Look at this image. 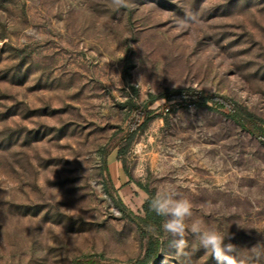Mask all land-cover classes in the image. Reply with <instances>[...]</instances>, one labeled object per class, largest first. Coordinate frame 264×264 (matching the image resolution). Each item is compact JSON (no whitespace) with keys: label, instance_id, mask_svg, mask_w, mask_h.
<instances>
[{"label":"rangeland","instance_id":"1","mask_svg":"<svg viewBox=\"0 0 264 264\" xmlns=\"http://www.w3.org/2000/svg\"><path fill=\"white\" fill-rule=\"evenodd\" d=\"M175 89L264 122V0H0V264L144 257L142 231L106 191L105 147L127 210L170 189L237 264H264L263 143L201 97L161 99L124 132L139 116L128 100ZM172 239L163 230L151 264H217L190 231L182 253Z\"/></svg>","mask_w":264,"mask_h":264},{"label":"trees","instance_id":"2","mask_svg":"<svg viewBox=\"0 0 264 264\" xmlns=\"http://www.w3.org/2000/svg\"><path fill=\"white\" fill-rule=\"evenodd\" d=\"M133 91L135 95H138L135 88H133ZM197 97H201L202 99L207 100V102L213 103V105H215V107L220 111L226 110V115H228L229 117H233V119L238 122V124L243 130H245L251 136L258 139L261 143L264 144V122L260 118L256 117L250 111L241 108L236 102L228 98L211 95L201 96L200 94H197L195 90L191 89L169 90L159 96L151 94L149 96V99L142 102L141 104H138L134 100H128L125 104V106L129 109L128 117H130L132 114H137L139 116L134 118L133 115L134 119L130 118L126 128L124 129V132L134 134L137 133L143 127H145L149 119L152 118V116H149L148 118L146 117V115L153 113V110H150L151 105L161 99H164L168 102H185ZM135 110H138V112H135ZM110 152L111 151L107 147H105L103 149L102 154L103 170L105 173L106 181L108 182L106 191L110 197L116 200L121 211L124 212L127 216H129L137 224V226L142 231L145 237L146 250L144 257L137 261L135 264H151L158 259L164 247L163 242L161 240V236L163 234V217L158 216L155 212H153L150 207L151 198L154 195H151L147 198L146 202L143 205L142 214H134L130 212L129 210H127L126 206L122 203V201H120V199L115 196V186L112 182L107 161Z\"/></svg>","mask_w":264,"mask_h":264},{"label":"clouds","instance_id":"3","mask_svg":"<svg viewBox=\"0 0 264 264\" xmlns=\"http://www.w3.org/2000/svg\"><path fill=\"white\" fill-rule=\"evenodd\" d=\"M110 7L114 10L128 8L129 0H110ZM150 207L158 216L165 218L163 230L173 238L171 246L178 252L182 253L187 247L185 234L190 231L199 241L200 247L210 254L217 264H237L232 255L235 246L231 243L225 244L224 235L205 226L200 220L187 223L193 216V204L190 199L178 198L174 191L162 189L151 198Z\"/></svg>","mask_w":264,"mask_h":264}]
</instances>
